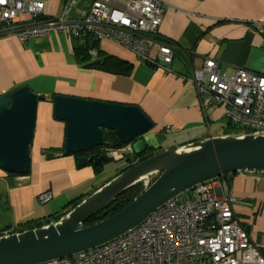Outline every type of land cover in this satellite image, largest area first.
<instances>
[{"label": "crops", "instance_id": "1", "mask_svg": "<svg viewBox=\"0 0 264 264\" xmlns=\"http://www.w3.org/2000/svg\"><path fill=\"white\" fill-rule=\"evenodd\" d=\"M34 1L44 3L49 18L63 15L62 0ZM91 2H81L70 19H81ZM163 6L157 42L168 41L182 55L193 57L188 62L174 57L170 74L142 65L135 55L138 62L110 45L98 51L131 64L127 75L86 68L75 54V38L60 32L26 43L16 37H0V97L22 87L45 97L37 107L30 172L18 176L0 169V231L12 226L26 231V223L44 221L69 203L85 200L107 184V173L117 175L136 159L107 156L118 164L106 160L99 167L92 163L80 167V155H63L66 124L55 118L56 95L138 106L153 122V128L143 136L148 150L161 152L230 135L224 130L214 135L216 124L232 126L222 107L203 109L192 73L204 59L211 58L227 77L238 69L264 75V0H164ZM98 59L99 54L90 58ZM105 148L92 154L104 155L110 149L104 153ZM226 183L235 199V215L264 256V175L238 173ZM214 190L219 197L225 196L219 180ZM47 192L53 199L41 204L38 197Z\"/></svg>", "mask_w": 264, "mask_h": 264}, {"label": "built area", "instance_id": "2", "mask_svg": "<svg viewBox=\"0 0 264 264\" xmlns=\"http://www.w3.org/2000/svg\"><path fill=\"white\" fill-rule=\"evenodd\" d=\"M83 1L62 0L63 15L49 18L42 2L0 0V37H16L26 43L55 32L77 39L90 36L119 45L142 65L173 72L174 46L156 40L164 0H92L81 19L71 20L70 14ZM88 55L92 59L98 56L95 50ZM191 81L205 111L222 107L239 135L264 136V75L238 69L227 77L217 61L206 58L193 70ZM107 153L119 160L134 152L131 145H126L110 148ZM217 180L224 197L215 193ZM217 180L168 201L135 229L110 242L46 264H264L235 215V199L229 195L226 180ZM52 199L50 192L38 197L41 204ZM17 233L20 231L12 226L0 231V238Z\"/></svg>", "mask_w": 264, "mask_h": 264}, {"label": "water", "instance_id": "3", "mask_svg": "<svg viewBox=\"0 0 264 264\" xmlns=\"http://www.w3.org/2000/svg\"><path fill=\"white\" fill-rule=\"evenodd\" d=\"M38 96L22 87L0 97V169L9 175L30 172ZM54 115L66 124L63 155H80L78 166L99 167L107 155L92 154L105 147L131 145L143 155V136L153 122L138 107L56 95ZM106 149V148H105ZM238 173L264 175V136L210 137L181 148L161 151L134 164L86 198L56 223L0 238V264H46L92 250L135 229L158 208L196 186ZM139 183L145 188L126 208L95 224H85Z\"/></svg>", "mask_w": 264, "mask_h": 264}, {"label": "trees", "instance_id": "4", "mask_svg": "<svg viewBox=\"0 0 264 264\" xmlns=\"http://www.w3.org/2000/svg\"><path fill=\"white\" fill-rule=\"evenodd\" d=\"M75 45H74V51L76 56L79 59V62L86 68L89 69H97L101 71H106V72H111L115 74H122V75H127L132 66L128 62H125L121 59H118L113 56H103V54L99 51H97V54H99V59L96 61H91L88 55V52L90 50H95V47L98 45L99 41L95 40L93 37L88 36L85 39H77L75 38ZM165 45H172L168 41L163 42ZM174 50V57L179 56L181 58H185L188 61L192 60L193 57L190 53H184L183 55L178 52L175 48ZM187 67H190V64L186 63ZM233 128V127H232ZM236 129V128H235ZM115 134L113 132H106L105 133V147L110 148L111 142L114 140ZM101 148L95 149V152H99ZM104 153H106V149L103 150ZM160 152V151H159ZM154 150H150V152L145 153L143 157L140 155L135 154V158H138L137 162H131V164L123 170L121 173L126 171L128 168L133 166L136 163H139L141 161L146 160L147 158L159 153ZM105 155V154H104ZM129 161L131 159L127 158ZM107 161H110L107 159ZM121 173H118L120 175ZM116 176V177H117ZM229 177V176H228ZM228 177H225L224 179L227 180ZM145 185L144 183H139L136 186L132 187L129 189L127 192L119 196L115 201L103 212L97 214L96 216L92 217L86 224L85 226H89L92 224H95L97 222H100L102 220L107 219L108 217H111L118 212L122 211L124 208H126L129 204H131L144 190ZM84 200L83 199H77L69 205H67L60 213H57L51 217H48L44 221H34V222H29L24 225L23 230H30V229H35V228H40L42 226L50 224L52 221H60L64 216L69 214L74 208H76L78 205H80ZM20 232H23L22 230H19ZM264 258V256H263Z\"/></svg>", "mask_w": 264, "mask_h": 264}, {"label": "rangeland", "instance_id": "5", "mask_svg": "<svg viewBox=\"0 0 264 264\" xmlns=\"http://www.w3.org/2000/svg\"><path fill=\"white\" fill-rule=\"evenodd\" d=\"M80 5V4H79ZM106 45H110L112 47H115L121 51H123V53L131 58H133L135 61L138 62L137 58L134 56V54H131V52L127 51L126 49L124 48H120L119 46H115L113 43H110V42H107L106 40H102L100 43H98V46L95 47V51H98L99 49H103L106 47ZM216 129H214V135H219V134H223V130L226 131V133L230 134V135H239L240 134V131L238 129H235V128H227V126L225 124L221 125V124H216L215 126ZM226 128V130H225ZM162 138L160 139V141L162 142ZM150 152V150H147V153ZM156 152H158V149L156 150ZM134 155H129V158L132 159L131 161H133L135 159V157H133ZM111 163L117 165L118 162H114L113 160H110ZM137 162V161H135ZM124 163V162H122ZM116 173H107L105 176H104V179L107 180L106 183H108L110 180L114 179L117 175H115ZM115 175V176H114ZM43 206V205H42ZM64 209V208H63ZM61 209V210H63ZM1 213V211H0ZM53 223H56V221H52ZM6 230V229H4ZM3 231V230H2Z\"/></svg>", "mask_w": 264, "mask_h": 264}, {"label": "flooded vegetation", "instance_id": "6", "mask_svg": "<svg viewBox=\"0 0 264 264\" xmlns=\"http://www.w3.org/2000/svg\"><path fill=\"white\" fill-rule=\"evenodd\" d=\"M146 153H147V152H146ZM143 156H145V155H144V154H143V155H141V157H143ZM135 161H138V158H136V159H135ZM135 161H134V162H135Z\"/></svg>", "mask_w": 264, "mask_h": 264}]
</instances>
